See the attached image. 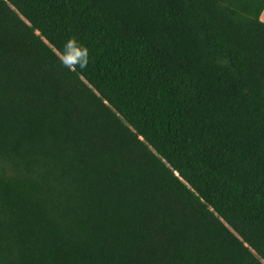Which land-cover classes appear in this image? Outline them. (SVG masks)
Returning a JSON list of instances; mask_svg holds the SVG:
<instances>
[{"label":"trees","instance_id":"trees-1","mask_svg":"<svg viewBox=\"0 0 264 264\" xmlns=\"http://www.w3.org/2000/svg\"><path fill=\"white\" fill-rule=\"evenodd\" d=\"M263 10L0 0V264H264Z\"/></svg>","mask_w":264,"mask_h":264},{"label":"clouds","instance_id":"clouds-1","mask_svg":"<svg viewBox=\"0 0 264 264\" xmlns=\"http://www.w3.org/2000/svg\"><path fill=\"white\" fill-rule=\"evenodd\" d=\"M59 59L61 64L70 71H75L77 68L83 71L89 63V52L73 37L65 43Z\"/></svg>","mask_w":264,"mask_h":264},{"label":"crops","instance_id":"crops-1","mask_svg":"<svg viewBox=\"0 0 264 264\" xmlns=\"http://www.w3.org/2000/svg\"><path fill=\"white\" fill-rule=\"evenodd\" d=\"M261 19L264 21V10H263V12L261 14Z\"/></svg>","mask_w":264,"mask_h":264}]
</instances>
